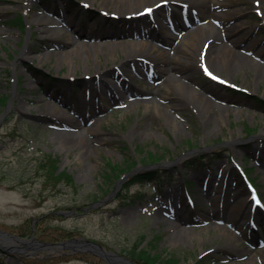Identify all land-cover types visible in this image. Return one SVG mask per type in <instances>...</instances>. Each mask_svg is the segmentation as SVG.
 Wrapping results in <instances>:
<instances>
[{
    "label": "rangeland",
    "instance_id": "1",
    "mask_svg": "<svg viewBox=\"0 0 264 264\" xmlns=\"http://www.w3.org/2000/svg\"><path fill=\"white\" fill-rule=\"evenodd\" d=\"M72 1L0 0V231L42 244L56 242L45 238L52 229L72 230L78 234L66 239L85 237L128 258L137 241L171 264H264V208L236 182L244 170L264 202V105L252 97L264 100V0H147L131 11L110 0ZM155 1L162 6L153 9ZM70 5L80 11L72 14ZM169 8L178 12L170 15ZM44 17L59 25L37 21ZM194 26H203V34L195 32L194 45L181 50ZM138 37L155 45L141 52L158 68L132 70L124 98L109 101L97 90L99 78L124 74L119 65L129 66L125 51ZM109 41L127 47L100 46ZM222 42L226 48L217 47ZM39 71L54 78L51 86ZM169 76L227 99L202 112L175 83L160 86ZM151 98L171 115L145 109L142 100ZM135 100L141 101L130 105ZM148 152L160 159L143 164ZM201 153L213 157L210 164L188 168L185 160ZM45 157L56 160V172L69 174L77 191L44 184L37 164ZM127 161L135 172L165 168L161 189L150 183L120 191L129 174L117 173ZM26 220L27 233L20 228ZM0 264L106 263L88 251L0 241Z\"/></svg>",
    "mask_w": 264,
    "mask_h": 264
},
{
    "label": "bare ground",
    "instance_id": "2",
    "mask_svg": "<svg viewBox=\"0 0 264 264\" xmlns=\"http://www.w3.org/2000/svg\"><path fill=\"white\" fill-rule=\"evenodd\" d=\"M110 1H113V3L115 4V7L118 8V9H122L123 6L125 5L126 6V10L127 11H131L132 10V7L133 6H138V3L142 4L144 1H147V0H110ZM152 6H153V9H157L159 8V6L161 7L162 4H161V1H155L154 3H152ZM144 7V6H143ZM126 11V12H127ZM171 12H178V11H175V8H169V9H166V13L170 14ZM179 17L180 18H185L186 16V13L183 11V9H181V7H179ZM170 15H173V13H171ZM149 19V18H148ZM37 21L39 23H46V24H51L53 23V26H58L59 22H57L56 20H53L52 18L50 19L49 17H44V18H38ZM156 26H159L160 23L157 25L155 24ZM52 26V25H50ZM150 26V28H147V30L149 29H152L151 26L153 27V23H151V21L148 22V27ZM203 26H194V29H190L187 34L184 36V38H182V41H184V44H182V42H180V44H182L183 48L181 50H187L189 51V48L190 46H193L194 45V40L192 39L193 35L195 32H198L200 33V35L203 34V29H202ZM165 28V27H164ZM167 28V27H166ZM59 29L57 28H54L52 30V36H57L58 35V31ZM136 34L135 35H139L138 32H135ZM139 33H141L139 31ZM132 35H134L133 33H131ZM167 35H171L173 38L175 37H178V36H174L172 33H166ZM128 37H132L130 35H126ZM68 39H69V42H73L74 39L70 36H68ZM85 39V38H84ZM130 41V40H128ZM68 42V41H67ZM83 46H86V45H92L93 47H95L97 45V43H86L85 41H83ZM122 43L121 42H102L100 44L101 47H104V45H106L107 47L109 48H113L114 50L116 49V45H118L119 47H121L123 49V47H127V45H121ZM77 46H80V44L78 43ZM130 48L133 47L132 50H127L125 51L126 53V56L125 57V62L129 63V66L126 67L125 64L122 65V63L119 65V68L121 67V70L124 72L125 75H127L128 73V78H124V74H120L118 72H116L113 76H101L99 78V86L97 87V90L98 92H104V94L107 96L108 100L109 101H119L121 100L122 98H124V90L126 88H128L130 84V79L133 78V73L137 70H144L146 71L145 74H150L152 71H154L156 68H158V65L157 64H153L150 62V64L148 65L146 59L148 60L147 56H144L141 52V50L143 48H146V47H149V48H153L155 47L154 44H152L150 41L148 40H144L143 38L141 37H138L137 39L135 40H132L130 41L129 45H128ZM173 46H174V43H173ZM180 45H175V47L179 48ZM226 44L225 43H221L219 46L217 47H220V48H226L225 47ZM74 50V49H73ZM155 50V49H154ZM162 50V49H161ZM160 50V51H161ZM117 51V50H116ZM132 51V52H130ZM165 52V50L163 49L161 52ZM65 53L63 54V57H67L69 56L67 51H64ZM164 54V53H163ZM86 57L87 54H86ZM213 57L212 56H207L205 58V61L207 62H210L213 61L212 59ZM258 63V62H257ZM170 66L171 68H173L172 65H168ZM151 68V71H149ZM134 72H133V71ZM163 71H170L171 69L168 68V67H164L162 68ZM139 72V71H137ZM150 72V73H149ZM184 77H187V75H184ZM227 79V78H226ZM172 83H175V85L177 86V88H179L183 94H187L189 96V98H191L192 101L196 102L198 105H199V108L202 112H205L207 109L209 108H214L213 106H215V102L214 100H223L225 101V99H227V97L225 96H220V94L218 92L216 93H212L211 91H207L208 95H206L203 91H199V90H195L193 88L190 87V85L181 80L180 78H177V77H174V76H169L167 79H165L164 83L160 84V86H164V87H168L169 88V85L172 84ZM127 92V91H125ZM102 93H100L102 95ZM138 101H141V100H135L134 102H131L130 105H134L136 104ZM145 104V109H149V107H153L154 109H158V107H162V105L157 101V99L155 98H151V99H144L142 100ZM185 103L183 101L181 102H178L176 104H174V108L178 109L180 108L181 106H183ZM222 109L224 111L227 110V107L224 105H221ZM80 110V109H79ZM162 110V109H161ZM159 110V112L161 111ZM222 110V111H223ZM166 113L163 112V110L161 111L166 117H168L170 114V110H165ZM168 115V116H167ZM100 123V120H96L94 123H93V126H97L99 125ZM0 241L9 245H17L18 242L17 240L9 237V236H4V235H0ZM35 239H33V241H29V245H34V242Z\"/></svg>",
    "mask_w": 264,
    "mask_h": 264
},
{
    "label": "trees",
    "instance_id": "3",
    "mask_svg": "<svg viewBox=\"0 0 264 264\" xmlns=\"http://www.w3.org/2000/svg\"><path fill=\"white\" fill-rule=\"evenodd\" d=\"M39 72L43 77L48 79V84L50 85V83L52 82V78L49 75L41 71ZM255 99L261 102L259 98L255 97ZM159 159H160V156L155 157L154 152H148L147 155L143 156L142 163L145 164L149 162H156ZM209 159H211L210 155L201 153V154H198L197 156L194 155V156L189 157L188 159H186V163L189 166L197 167V166H200V165H203L209 162ZM134 166H135L134 162L127 161L126 164L118 170L117 175L120 176L122 173H125L126 171H129L130 169H132ZM56 169H57L56 160L49 158V157L43 158L37 164V170L41 171L44 177V184L49 183L52 186H56L57 184L63 183L69 186L70 188L74 189L75 191H77L78 186L75 184L72 177L64 171L56 172ZM165 172L166 171L160 166H155V167H151L148 169H143L141 171H138L126 179V182L124 183L120 191L122 192L128 191L130 186H132L134 183H137V182H154L157 186H159L160 181ZM102 191H103V195L105 196L109 190H102ZM135 195L138 196L140 194L135 193ZM20 228L25 233L31 231L32 229L31 221L26 220L25 222L21 224ZM39 229L40 228H38V226L35 228V230H37L38 232H41L42 229L41 230ZM44 234L47 240L58 241V240L69 238L73 235H77L78 233L72 230H63V229L53 230L52 229L49 232L44 233ZM79 254L84 255L83 253H79ZM125 254L129 256L132 260L136 261L138 264H152V263H157V262L162 263V264H171V261H172L167 258L165 259L161 258V256L157 255L156 253H152L150 248H148L147 246H141L137 241L134 242L125 251Z\"/></svg>",
    "mask_w": 264,
    "mask_h": 264
},
{
    "label": "water",
    "instance_id": "4",
    "mask_svg": "<svg viewBox=\"0 0 264 264\" xmlns=\"http://www.w3.org/2000/svg\"><path fill=\"white\" fill-rule=\"evenodd\" d=\"M136 171L135 169H132L131 171H128V174H132ZM96 205L95 203L91 206ZM87 209V207L83 208ZM67 213V212H64ZM0 235L9 236L15 240H17L18 244L21 246H25L30 244L29 241H33V239H23L21 237H18L13 234H7L4 231H0ZM34 245H43L47 248H71L73 251L75 250H81V251H88L91 252L102 259H104L106 264H136L135 262L131 261L130 258L123 256L119 253H116L115 251L108 250L105 247H103L100 243L87 239L85 237L81 238H71L64 241H59L55 243H39L38 241H34Z\"/></svg>",
    "mask_w": 264,
    "mask_h": 264
},
{
    "label": "snow or ice",
    "instance_id": "5",
    "mask_svg": "<svg viewBox=\"0 0 264 264\" xmlns=\"http://www.w3.org/2000/svg\"><path fill=\"white\" fill-rule=\"evenodd\" d=\"M150 11V10H149Z\"/></svg>",
    "mask_w": 264,
    "mask_h": 264
}]
</instances>
